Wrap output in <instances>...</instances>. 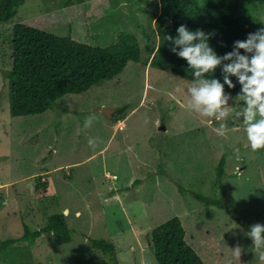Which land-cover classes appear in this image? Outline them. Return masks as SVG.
<instances>
[{"label":"rangeland","instance_id":"1","mask_svg":"<svg viewBox=\"0 0 264 264\" xmlns=\"http://www.w3.org/2000/svg\"><path fill=\"white\" fill-rule=\"evenodd\" d=\"M64 2L25 0L11 21L0 23V245L22 237L24 226L39 230L55 213L64 215L71 239L58 244L43 233L32 246L21 241L0 252V264H157L151 232L175 216L204 264H264L247 235L251 225H264V148H250L242 117H230L227 135L218 136L223 121L185 108L188 97L179 90L193 79L174 74L161 58L152 63L161 0ZM233 14L245 27L264 28V1ZM19 20L101 47L135 34L140 61L83 93L62 96L41 114L12 117L6 72ZM231 96L229 105L242 109ZM123 105L126 111L116 115ZM101 108L113 111L107 116ZM89 115L95 121L81 132ZM43 183L47 196L36 199ZM193 193L224 207L203 204ZM93 239L111 243L113 255L93 248ZM237 244L240 260L229 249Z\"/></svg>","mask_w":264,"mask_h":264},{"label":"trees","instance_id":"2","mask_svg":"<svg viewBox=\"0 0 264 264\" xmlns=\"http://www.w3.org/2000/svg\"><path fill=\"white\" fill-rule=\"evenodd\" d=\"M260 1L264 0H161L160 14L154 21L158 46L151 59L152 63L157 57L161 58L174 74L193 79V70L186 60L171 51L173 45L165 37L175 38L180 25H185L190 31L201 29L212 33L209 46L218 56H222L233 50L235 41H243L249 33L257 31L243 26L233 13L242 6L255 7ZM24 2L25 0H0V23L11 21ZM83 2L84 0H65L64 6ZM11 48V69L6 72V76L10 80L12 117L41 114L62 96L83 93L98 82L120 74L128 62H139L141 57L139 40L132 33L119 34L115 43L101 47L80 42L72 36L46 31L29 20L15 22ZM241 54H244L243 50ZM207 75L220 79L222 83V66ZM230 79L236 87L228 89L225 85V91L237 95L240 85L235 77ZM127 107L128 105H123L117 108L115 114H123ZM224 164L223 157L216 169L215 186L221 185ZM38 185L43 187V191L37 192L36 199H42L47 196V184ZM193 196L203 204L224 207L223 201L216 198L199 193H193ZM47 232L53 235L58 244L70 242V230L64 215L55 213L46 219L45 225L39 230L32 232L24 226L23 236L2 242L0 252L21 241L32 246L36 239ZM151 238L157 264H204L192 246L184 240L185 231L180 218L176 216L154 228ZM92 246L105 255L112 256L114 253V246L105 240L93 239Z\"/></svg>","mask_w":264,"mask_h":264},{"label":"clouds","instance_id":"3","mask_svg":"<svg viewBox=\"0 0 264 264\" xmlns=\"http://www.w3.org/2000/svg\"><path fill=\"white\" fill-rule=\"evenodd\" d=\"M176 31L175 38L166 36L165 39L173 45L171 51L186 60L189 68L193 70V80L189 86L179 90L188 97L186 110L210 121H223L215 129L220 137L227 135L229 131L227 120L230 117H242L250 148L253 151L264 148V28L249 33L243 41H235L233 50L222 56H218L209 46L208 41L212 33H206L201 29L190 31L185 25H180ZM177 48L180 50L177 51ZM241 50L244 54H241ZM221 66L222 83L220 79L207 75ZM230 77H235L240 85V91L236 95L243 104L240 110L229 105L233 97L225 91V85L228 89L236 87ZM94 121V115L86 117L80 131L90 128ZM117 128L123 129L124 122L117 121ZM89 145L95 147L96 142L90 139ZM219 147L223 150V145ZM247 235L259 253L260 260L264 261V225L260 223L251 225ZM229 249L231 255L240 260L242 246L237 244Z\"/></svg>","mask_w":264,"mask_h":264},{"label":"water","instance_id":"4","mask_svg":"<svg viewBox=\"0 0 264 264\" xmlns=\"http://www.w3.org/2000/svg\"><path fill=\"white\" fill-rule=\"evenodd\" d=\"M101 110H102L107 116H110V112L113 111V110L108 109V108H101Z\"/></svg>","mask_w":264,"mask_h":264},{"label":"bare ground","instance_id":"5","mask_svg":"<svg viewBox=\"0 0 264 264\" xmlns=\"http://www.w3.org/2000/svg\"><path fill=\"white\" fill-rule=\"evenodd\" d=\"M114 176V175H113ZM113 179H115V176L113 177Z\"/></svg>","mask_w":264,"mask_h":264}]
</instances>
